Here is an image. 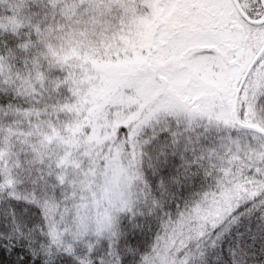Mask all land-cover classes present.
<instances>
[{
  "label": "snow or ice",
  "instance_id": "snow-or-ice-1",
  "mask_svg": "<svg viewBox=\"0 0 264 264\" xmlns=\"http://www.w3.org/2000/svg\"><path fill=\"white\" fill-rule=\"evenodd\" d=\"M0 264H264V0H0Z\"/></svg>",
  "mask_w": 264,
  "mask_h": 264
}]
</instances>
